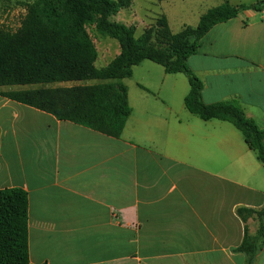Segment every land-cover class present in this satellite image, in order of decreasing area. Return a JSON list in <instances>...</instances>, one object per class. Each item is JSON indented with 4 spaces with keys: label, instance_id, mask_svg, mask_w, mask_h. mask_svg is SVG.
<instances>
[{
    "label": "crops",
    "instance_id": "1",
    "mask_svg": "<svg viewBox=\"0 0 264 264\" xmlns=\"http://www.w3.org/2000/svg\"><path fill=\"white\" fill-rule=\"evenodd\" d=\"M132 1L128 14L159 8L172 30L164 7L186 0ZM260 1L197 0L211 6L181 26ZM188 66L205 104L235 102L264 129V10L215 25ZM123 82L132 115L119 139L1 96L27 86L0 88V190L28 195L30 264H247L237 209L264 207V163L233 124L188 111L186 75L146 60Z\"/></svg>",
    "mask_w": 264,
    "mask_h": 264
},
{
    "label": "trees",
    "instance_id": "2",
    "mask_svg": "<svg viewBox=\"0 0 264 264\" xmlns=\"http://www.w3.org/2000/svg\"><path fill=\"white\" fill-rule=\"evenodd\" d=\"M173 1V0H158ZM132 0H34L27 4L20 30L11 33L0 25V88L44 86L55 83L100 81L93 85L37 88L1 93L12 101L53 115L60 121L84 126L119 139L132 115L124 80L134 67L152 61L168 74L182 73L190 83L185 99L188 111L200 119L233 124L249 148L264 163V129L248 118L235 102L207 105L202 101L204 83L188 66L204 36L215 25L228 22L246 10L263 11L264 1L250 6L229 2L208 10L196 27L185 26L174 34L165 16L136 37L135 25L114 21ZM96 25L99 35L118 41L120 53L104 68L96 66L99 54L87 26ZM245 224L238 252L254 264L264 245V207L237 209ZM258 221L255 235L247 228ZM0 264H30L28 195L18 188L0 190Z\"/></svg>",
    "mask_w": 264,
    "mask_h": 264
},
{
    "label": "rangeland",
    "instance_id": "3",
    "mask_svg": "<svg viewBox=\"0 0 264 264\" xmlns=\"http://www.w3.org/2000/svg\"><path fill=\"white\" fill-rule=\"evenodd\" d=\"M34 0H0V25L7 31L16 30V26L23 22L26 16L27 4L32 3ZM136 3H145L142 0H134ZM197 3V0H186L179 2L176 8H171L165 6L164 10L168 14L171 22V27L174 33H179L182 26V23L188 25H194L197 21V18L204 13L211 4L207 3L206 6L200 8H193ZM194 4V5H192ZM128 10L120 12L114 21L123 23V25H135L137 28L136 36L142 35L146 29V25L151 23L150 21H155L156 18L160 17L159 8L152 9L151 18L144 17L143 11H138V16L134 17L127 13ZM155 23V22H154ZM87 30L93 39L97 50L99 53V58L96 63L98 68L106 67L120 52V45L118 41L110 38L99 35L96 31V25L90 24L87 26ZM97 82H68V83H55L44 86H27L28 89H37V88H57V87H72L77 85H89ZM18 89L20 87H10ZM24 88V87H23Z\"/></svg>",
    "mask_w": 264,
    "mask_h": 264
},
{
    "label": "built area",
    "instance_id": "4",
    "mask_svg": "<svg viewBox=\"0 0 264 264\" xmlns=\"http://www.w3.org/2000/svg\"><path fill=\"white\" fill-rule=\"evenodd\" d=\"M13 26H15V25H12V26H11V31H10V32H11V33H16L17 31L20 30V27L22 26V22L19 23V24L16 26V30H12V27H13Z\"/></svg>",
    "mask_w": 264,
    "mask_h": 264
}]
</instances>
